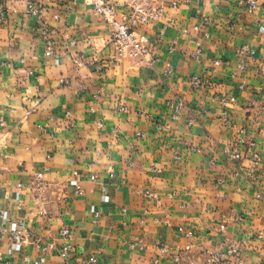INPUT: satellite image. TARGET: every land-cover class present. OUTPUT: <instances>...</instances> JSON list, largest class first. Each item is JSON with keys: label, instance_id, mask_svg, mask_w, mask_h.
<instances>
[{"label": "crops", "instance_id": "crops-1", "mask_svg": "<svg viewBox=\"0 0 264 264\" xmlns=\"http://www.w3.org/2000/svg\"><path fill=\"white\" fill-rule=\"evenodd\" d=\"M31 1L37 16L0 12V264H63L65 228L99 264H204L230 245L264 264V0H161L144 63L115 60L90 0Z\"/></svg>", "mask_w": 264, "mask_h": 264}, {"label": "built area", "instance_id": "built-area-1", "mask_svg": "<svg viewBox=\"0 0 264 264\" xmlns=\"http://www.w3.org/2000/svg\"><path fill=\"white\" fill-rule=\"evenodd\" d=\"M27 6V13L30 15H39L40 9L37 8L31 0H21ZM93 4L94 15L102 19L110 31L111 39L110 46L114 51L115 60H129L137 63H144L151 54L152 43L148 35L142 30L153 21L162 19L164 7L161 5V0H125L123 2L126 11L120 10V3L112 0H90ZM258 0H244L243 5L249 9H254L258 6ZM173 7H178L177 2H173ZM5 8V0H0V12ZM48 56L52 55L49 47ZM147 64V63H146ZM150 60L148 65H152ZM77 65L82 67L85 65L84 61H78ZM193 87L200 89L204 82L200 78L192 80ZM226 101L224 100V104ZM183 104L180 102L176 106L177 115L179 114ZM252 149L253 165L258 162L260 156L255 143H250ZM231 159L240 161L242 159L241 153L234 149L230 155ZM114 176V175H113ZM42 176L38 177L36 181V189H41V183L49 185L42 180ZM72 187L80 192L78 181L70 183ZM108 200V197H106ZM44 212L42 211L41 214ZM2 218L7 220L8 214L3 213ZM25 232V231H24ZM24 232L18 227V224L12 223L9 229V236L13 239L14 249L20 250V239ZM61 237L66 242L58 250L59 258L63 264H99V260L95 253L90 254L89 257L79 258L76 255L75 249L68 244L73 239V233L69 228H65L60 232ZM49 249H53L50 245ZM47 251V248L45 249ZM164 252L166 250L164 249ZM240 249L237 246L230 245L227 247L225 253L211 254L204 264H234L233 258L239 255ZM179 262V259H175Z\"/></svg>", "mask_w": 264, "mask_h": 264}]
</instances>
